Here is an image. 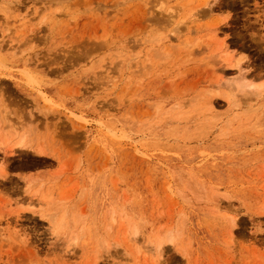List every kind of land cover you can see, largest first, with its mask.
<instances>
[{"label":"rangeland","instance_id":"374dc122","mask_svg":"<svg viewBox=\"0 0 264 264\" xmlns=\"http://www.w3.org/2000/svg\"><path fill=\"white\" fill-rule=\"evenodd\" d=\"M0 264H264V0H0Z\"/></svg>","mask_w":264,"mask_h":264},{"label":"bare ground","instance_id":"6f19581e","mask_svg":"<svg viewBox=\"0 0 264 264\" xmlns=\"http://www.w3.org/2000/svg\"><path fill=\"white\" fill-rule=\"evenodd\" d=\"M56 225H57V223H56ZM58 227L61 228V227H62V224H61V227H60V226H56V228H58ZM59 228L57 229V231L59 230ZM62 228H63V227H62ZM161 244H162V243H160L158 246L161 247V246H162ZM158 252H159V251H158ZM160 253H161V252H160Z\"/></svg>","mask_w":264,"mask_h":264}]
</instances>
